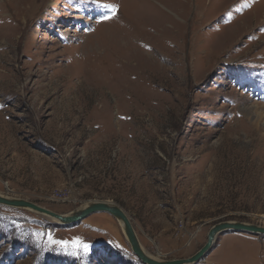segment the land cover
I'll list each match as a JSON object with an SVG mask.
<instances>
[{
  "label": "rangeland",
  "instance_id": "374dc122",
  "mask_svg": "<svg viewBox=\"0 0 264 264\" xmlns=\"http://www.w3.org/2000/svg\"><path fill=\"white\" fill-rule=\"evenodd\" d=\"M263 1L0 0V195L114 203L164 261L264 226ZM0 264L144 263L110 213L0 203ZM192 264H264V235Z\"/></svg>",
  "mask_w": 264,
  "mask_h": 264
},
{
  "label": "water",
  "instance_id": "95a60500",
  "mask_svg": "<svg viewBox=\"0 0 264 264\" xmlns=\"http://www.w3.org/2000/svg\"><path fill=\"white\" fill-rule=\"evenodd\" d=\"M0 203L9 204L10 206H25L34 209L40 213L49 215L58 220V222L71 225L81 221L82 219L86 218L87 216L96 213V212H107L113 215L118 220H122L124 222V232L126 237L128 238L134 253L140 258V260L144 264H192L195 262L200 261L213 247L215 244L217 237L219 234L226 232V231H239V232H249L255 233L258 235H264V226L257 225L253 223H247L242 221H221L214 225L209 233L207 242L204 246L196 252L194 255L188 258L182 259H174V260H157L149 256L148 253L142 247V244L139 241L137 232L130 221L128 215L126 214L125 210H123L120 206L116 204H111L107 201H97L92 203L87 207H82L77 209L76 211L70 214H59L53 212L47 208H44L34 202L24 200V199H16V200H9L6 198L0 197Z\"/></svg>",
  "mask_w": 264,
  "mask_h": 264
},
{
  "label": "bare ground",
  "instance_id": "6f19581e",
  "mask_svg": "<svg viewBox=\"0 0 264 264\" xmlns=\"http://www.w3.org/2000/svg\"><path fill=\"white\" fill-rule=\"evenodd\" d=\"M244 8H245V7H244ZM263 8H264V1H263L262 5H261V7H260L259 9H262V10H263ZM255 11L257 12L258 10H256V9H255V10H252V8H251L247 13H246V12L243 13V10H242V11L240 12V14L243 15V16H244V15H250V14L253 15V14H255ZM250 12H251V13H250ZM263 12H264V11H263ZM263 12H262V13H263ZM257 14H258V12H257ZM263 14H264V13H263ZM261 15H262V14H261ZM238 17H241V16H238ZM238 17H237V19H238ZM239 19H240V18H239ZM239 19H238V20H239ZM252 19H253V18H252ZM238 20H237V21H238ZM259 20H260V22H262V21L264 22V16H263V17L261 16ZM261 24L263 25V23H261ZM263 27H264V25H263ZM256 39H257V38H256ZM258 41H260V38L257 39V42H258ZM255 43H256V42H255ZM260 46H261V44H260ZM260 46H259V47H260ZM64 73H65V72H64ZM102 74H103V73H102ZM0 197H1V198H6V197H3V196H1V195H0ZM6 199H9V198H6ZM9 200H16V199H9ZM7 205H9V204H7ZM12 206H13V205H12ZM14 206H16V205H14ZM87 206H88V205H86L85 207H87ZM16 207H25V206H16ZM29 208H30V207H29ZM120 222H121V224H122V226H123V228H124V222H123L122 220H120ZM139 241H140V240H139ZM146 253H147V252H146ZM149 256H150V255H149ZM151 257H152V256H151ZM152 258H153V257H152Z\"/></svg>",
  "mask_w": 264,
  "mask_h": 264
},
{
  "label": "snow or ice",
  "instance_id": "6c2138e0",
  "mask_svg": "<svg viewBox=\"0 0 264 264\" xmlns=\"http://www.w3.org/2000/svg\"><path fill=\"white\" fill-rule=\"evenodd\" d=\"M102 7L110 9V14L111 15H114L115 12H116V9H117V6L116 5H111V4H103ZM109 18H110V15H105V16H102L101 17V19H103V20H106V19H109ZM0 107H2V105H0ZM78 246H80V245L78 244ZM82 246H83V248L86 251L87 248H88V246L86 244H84Z\"/></svg>",
  "mask_w": 264,
  "mask_h": 264
}]
</instances>
